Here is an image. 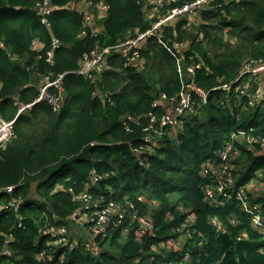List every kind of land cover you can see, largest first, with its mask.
Wrapping results in <instances>:
<instances>
[{"label":"trees","instance_id":"16d2710c","mask_svg":"<svg viewBox=\"0 0 264 264\" xmlns=\"http://www.w3.org/2000/svg\"><path fill=\"white\" fill-rule=\"evenodd\" d=\"M41 1L0 0V117L15 121L13 139L0 151V190L15 189L12 196L0 194V205L12 198L24 203L0 212V263L180 264L189 254L185 264H264V235L237 199L240 187L264 182V153L238 145L234 187L223 204L207 200L212 180L202 174L204 167L220 163L217 152L239 131L254 129L253 135L264 138V105L244 109L222 90L245 61L264 57V0H213L199 14L200 22L183 17L157 34L170 46L185 44L183 67L200 64L194 81L209 96L204 104L192 91L198 114L185 117L153 153L139 157L132 148L144 145L149 114L158 119L164 114L154 101L161 93L172 98L181 91L177 58L157 37L144 42L133 65L114 48L147 31L162 13L146 19L150 0H84L95 14L98 5L108 7L95 32L85 27L80 5L69 7L83 0H52L59 9L48 17L49 26L36 10ZM174 6H166L167 14ZM54 39L60 48L50 63ZM34 41L42 47L33 49ZM107 48L110 69L91 78L74 74L84 54ZM60 75L63 104L54 112L36 101L44 78ZM22 105L31 107L19 114ZM94 175L103 180L92 184ZM82 192L102 204L122 205L120 225H111L107 238L70 234L77 239L72 251L52 245L41 231L68 228L84 207L73 200ZM191 215L196 222L187 226ZM141 216L153 220L154 231L140 238L133 219ZM42 253L45 258L39 259Z\"/></svg>","mask_w":264,"mask_h":264},{"label":"built area","instance_id":"2783aa9c","mask_svg":"<svg viewBox=\"0 0 264 264\" xmlns=\"http://www.w3.org/2000/svg\"><path fill=\"white\" fill-rule=\"evenodd\" d=\"M166 1L167 0H154V4L159 8L163 7ZM211 1L212 0H170L168 5L175 4V6L169 11V19L160 17L156 22L152 23L151 27L146 32L138 34L137 38L128 39L123 44L114 48L116 51L127 56L130 63H136L140 59L139 46H141V44L143 46L148 38L157 37L159 43L177 58V69L182 82L181 91L179 95L172 98L161 93L154 101L153 106L155 108H160L164 114L160 119L153 113L149 114L151 123L150 126L144 130V145L139 148H132V151L138 157L144 152L153 153L154 147L158 145V141L169 131H174L183 118L196 112L198 114L192 91H195L202 97L204 104L207 103L209 93L197 87L194 81L195 71L197 68H200V64L192 65L185 71L182 64L183 59L178 57L177 54V51L183 48L184 45L175 42L170 46L166 41L158 37L157 34L163 27L168 26L170 20H172L173 24L180 18L185 17V15H196L205 5H209ZM87 6L91 8L92 3L87 1ZM98 7L102 8L104 12L108 9L104 4H100ZM58 9L57 6L53 5L52 0H42L36 6V10L41 17V23L47 26H49L48 17ZM91 21L92 17L89 14H85L84 23L90 24ZM36 45L39 47L41 44L39 42H33L34 48ZM59 46L60 42L54 41L52 50L48 52V61L50 63L53 62L54 52ZM104 51H101L104 52L103 55L99 50H94L90 54H84L79 69L74 72V74L84 78H91L95 73L110 69V65L107 64V57L110 54V50L104 49ZM105 53L108 54L105 56ZM64 75H60L55 80L51 79L50 76H46L43 80L40 94L36 102L45 101L52 107L54 112H58L63 104ZM186 77H188V79H186ZM222 90L226 93L228 101L230 99H236L244 109L264 105V57L245 61L238 76L230 84H224ZM238 102L235 101L236 104H238ZM30 107L31 105H22L19 109V114H22ZM128 118L134 121V118ZM14 122L15 121H5L0 117V151L5 148L14 137ZM253 132H255V130L251 129V133L242 130L239 131L238 134H234L233 139L217 152L220 163L211 164L203 168V176L209 177L212 180L211 184L205 189V194L209 202L223 204V199L230 198V191L233 189L235 183L233 161L238 158L240 154L239 144H244L245 147L255 148L257 152L259 150L264 153V138H257V136L253 135ZM154 140L157 142H154ZM101 180H103V177L94 175L91 182L92 184H96ZM14 189V186H8L0 190V194L12 196ZM263 197L264 182H252L246 186L240 187L237 192V199L241 202V207L244 212L250 216L252 226L260 230L264 235V201H259L258 199ZM144 199L145 198H140V201L144 202ZM73 200L82 203L84 207L71 216L72 222H75L79 227L87 228V233L90 234L93 239L96 237L107 238L110 234L111 225L117 227L123 219V214L125 212L123 206L114 200L102 204L99 200L94 201L91 194L88 192L74 195ZM22 204L24 203L21 200L12 198L8 206L3 204L0 205V212L6 208L18 210ZM149 204L157 206L153 201ZM127 206L130 209H135L132 203H127ZM133 220L138 223V237L141 238L153 234L154 224L151 218L141 216L138 218L135 217ZM195 222L196 217L191 215L187 221V226H192ZM212 224L216 227L220 226L216 219L212 220ZM128 233V229L123 230V234L126 235ZM41 236L50 238L52 241L51 244L54 246H61L68 250L75 249L76 243L72 241L69 229L66 226L45 228L41 231ZM11 241L12 236L6 239L7 244ZM39 258L44 259V254H40ZM189 260L190 255L187 254L180 264H185L189 262Z\"/></svg>","mask_w":264,"mask_h":264},{"label":"rangeland","instance_id":"374dc122","mask_svg":"<svg viewBox=\"0 0 264 264\" xmlns=\"http://www.w3.org/2000/svg\"><path fill=\"white\" fill-rule=\"evenodd\" d=\"M213 1V0H212ZM211 1V2H212ZM168 3H170V0H167L166 2H165V4H164V6L163 7H159V8H157V6L154 4V0H150V4L148 5V7L146 6V8H145V14H146V19H148L149 21H151L152 19H154V18H156L157 17V15H160L161 13H162V15H161V18H163V19H169V13L167 14V11L165 10V8H166V6L168 5ZM81 6V1L80 2H77V3H75V2H73V4H71L69 7L70 8H73V9H77L76 7H78V6ZM209 5L207 4V5H205L204 6V8L202 9V10H200L196 15H193V16H190V15H185V17L186 18H188L191 22H193V21H196V22H200L201 21V18L200 17H198V16H200L199 14L204 10V9H206L207 7H208ZM84 15H85V13H84ZM170 17H172V16H170ZM183 18V17H182ZM94 21H91V23L90 24H85L84 23V25H85V27H91L95 32H98V30H100V26H98V20H100V18H99V15H98V13H96L95 15H94ZM180 20H182L181 18H180ZM195 22V23H196ZM151 24H152V21H151ZM170 25H172V20H170L169 21V24H168V26H170ZM95 27V28H94ZM151 27V26H150ZM149 29V28H148ZM160 30V29H159ZM146 32V31H145ZM136 38H137V36H138V33L136 32ZM139 34H141V33H139ZM54 41H57V40H53V43H54ZM34 42H38V41H34ZM159 42V41H158ZM177 43H179V44H183L184 46H183V48H180V50H178L177 51V54H178V57H180V58H182L183 59V54L181 53L182 52V50L185 48V44L184 43H181V42H177ZM33 47V46H32ZM38 47V45H36L35 46V48H37ZM34 47H33V49H35ZM52 48H53V44H52ZM60 48V46L57 48V49H59ZM139 48H140V51L142 50V48H143V46H142V44H141V46H139ZM56 49V50H57ZM52 50V49H51ZM50 50V51H51ZM105 50H110L109 48H107V49H105ZM101 51H104V50H101ZM101 51H99V52H101ZM111 51V50H110ZM105 52V51H104ZM104 52H101V54L103 55L104 54ZM169 52V51H168ZM170 53V52H169ZM54 54H55V52H54ZM106 54H108V53H105V56H106ZM171 54V53H170ZM172 55V54H171ZM48 56V55H47ZM53 60H54V58H53ZM47 61H48V57H47ZM49 62V61H48ZM134 63V62H133ZM133 63H130L129 61H127V65L129 66V65H133ZM227 99V98H226ZM231 100V99H230ZM229 100V101H230ZM184 120V118L181 120V122H180V124L176 127V129L174 130V131H176L177 129H179L181 126H182V124H183V121ZM174 131H172L173 133H174ZM154 142H157L156 140H154ZM68 229L69 230H71V235H73L74 237H78L79 238V236H85L86 234H88L87 233V228H82V227H79L75 222H72L70 225H69V227H68ZM87 236V235H86ZM72 241L73 242H77V239H72ZM57 247H59V248H63V247H61V246H57ZM68 250V249H67ZM74 250V249H73ZM69 251H72V250H69ZM40 256V255H39ZM40 259V258H39Z\"/></svg>","mask_w":264,"mask_h":264},{"label":"crops","instance_id":"0c3cea01","mask_svg":"<svg viewBox=\"0 0 264 264\" xmlns=\"http://www.w3.org/2000/svg\"><path fill=\"white\" fill-rule=\"evenodd\" d=\"M80 8H81V11H83L85 14H89L92 17V21H94L93 18H94L95 13L93 12V10H91L92 7L89 8L87 6V2L85 3L84 0L81 1V7ZM96 13H98L100 19L104 18V16H105V12L103 11L102 8L96 9ZM258 199H259V201H264V197L263 198H258Z\"/></svg>","mask_w":264,"mask_h":264},{"label":"bare ground","instance_id":"6f19581e","mask_svg":"<svg viewBox=\"0 0 264 264\" xmlns=\"http://www.w3.org/2000/svg\"><path fill=\"white\" fill-rule=\"evenodd\" d=\"M174 43H175V42H174ZM174 43H173V44H174Z\"/></svg>","mask_w":264,"mask_h":264}]
</instances>
